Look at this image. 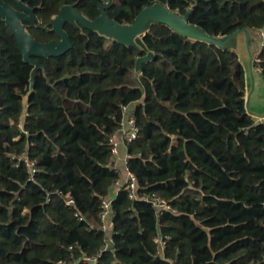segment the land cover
I'll return each instance as SVG.
<instances>
[{"label": "trees", "instance_id": "obj_1", "mask_svg": "<svg viewBox=\"0 0 264 264\" xmlns=\"http://www.w3.org/2000/svg\"><path fill=\"white\" fill-rule=\"evenodd\" d=\"M22 1L35 17L33 25L23 21L27 31L48 42L58 38L50 23L62 6L93 20L108 0ZM154 3L188 12L208 35L264 28V0H112L104 11L130 24ZM63 30L70 48L33 57L40 67L29 91L33 65L0 22V264L70 263L107 237L112 244L94 264H264V121L245 109L237 53L153 23L143 36L153 58L137 73L144 51L78 23L64 22ZM256 58L264 81V46ZM121 105L139 127L126 146L136 199L114 191L119 174L108 136ZM22 152L35 162L34 180L17 160ZM149 193L176 212L157 213L142 198ZM106 197L113 226L104 233L96 225ZM164 236L159 254L154 239Z\"/></svg>", "mask_w": 264, "mask_h": 264}, {"label": "water", "instance_id": "obj_2", "mask_svg": "<svg viewBox=\"0 0 264 264\" xmlns=\"http://www.w3.org/2000/svg\"><path fill=\"white\" fill-rule=\"evenodd\" d=\"M111 1L112 0H108L107 2H104L99 6L100 15L93 20H89L84 15L77 12L74 9L73 5L62 6L58 14L53 17L50 23L52 26L50 30L54 31L58 38L48 42H38L29 34L36 42V44L30 45L24 43L20 32V26L17 23L15 16L19 18V22L25 27L27 31L26 25L23 23V21L29 22L30 25L34 24L35 17L33 14V8L27 6L22 0H15V3L18 7V9H15L10 4L6 3L3 0H0V13L1 12L3 13V17L0 16V22H3L13 33L17 47L22 54L23 60L33 65V68L31 69L30 72L29 91L32 89L35 72L40 67V62L37 59H33V57L47 58L49 56H59L65 53L70 48L71 46L70 40L66 32L63 30L64 22H69L72 24L78 23L88 29L96 31L100 35L114 39L121 44L131 45L134 46L138 51L141 50L144 51L145 54L138 56L135 60V71L137 73L140 72V67L143 63H146L153 58V53L151 51H148L143 41L144 34L149 30L150 25L153 23H163L168 27H170L173 31L189 39L204 41L209 44H214L217 47L223 49H230L228 47L222 46L219 42V39H217L215 35H208L196 25L190 24L187 20L188 12L183 15L177 11L169 10L165 5H162L160 3H154L152 5L144 7L136 15L132 23L120 24L117 21L109 18L104 11V8L107 7ZM155 7H159L166 13H169L170 15L169 21H166L160 17L157 18L150 16L152 13H150L149 11ZM144 14L145 15L147 14L146 17H143L141 18L142 20H139L140 16ZM69 16L73 18L71 19ZM99 22L113 26L116 29L115 31L117 32V34L112 33L107 35L106 33L97 30L94 27V24ZM242 31L246 32L247 34L250 32V30L247 28H241L224 36L234 37ZM261 31H264V28H262ZM247 40H248L249 48H252L251 42L254 40L253 37L248 35ZM250 61L252 66V64H254V57L252 55L250 57ZM136 79L138 80L137 77ZM249 96H250V92H248V94L244 96L245 109L247 113L251 115L253 114V112L249 109ZM24 98L26 99L27 96H25ZM260 117H263L262 120L264 121V114L261 115Z\"/></svg>", "mask_w": 264, "mask_h": 264}, {"label": "built area", "instance_id": "obj_3", "mask_svg": "<svg viewBox=\"0 0 264 264\" xmlns=\"http://www.w3.org/2000/svg\"><path fill=\"white\" fill-rule=\"evenodd\" d=\"M261 38V47L264 46V37H263V31L259 33ZM254 61H258L256 56L254 57ZM259 69V68H258ZM121 117L117 122V125L114 129V131L108 136V143L110 144L111 153L113 156V163L111 165V168L116 172L120 173L119 171V164H118V152H119V146L124 145L125 147L127 144L131 143L132 141L136 140L139 134V127L136 124L133 110L127 106V105H121ZM263 117H259V121H262ZM15 158V156H13ZM129 158V154L126 150L124 155V163L126 166L127 160ZM18 161H21L25 164V166L28 168L29 171V179L34 180L33 174L36 171L35 162L28 158L27 154L25 152H22L18 157ZM114 185H117L119 188H123L124 190L128 191V197L130 199H136V184H135V176L134 174L128 170L127 167H125V176L124 180H121L120 177H118ZM118 188V189H119ZM59 195L64 199V202L67 206H74V199L72 195L68 192L63 193L62 191H58ZM142 198L149 203L152 204V206L156 209L157 213H162L163 211H170V212H176V210L161 196H159L156 193H149L144 194ZM112 197H106L102 198L100 200V212L98 215V223L97 228L98 230L106 233L109 231L112 226L113 222L110 219V203H111ZM74 216L78 218L79 220H83V216L79 214L77 211L74 212ZM167 237H157L154 239L156 243L157 253L162 254L165 246ZM112 244V238L107 237L105 239V245L103 248L99 249L96 253L92 255H87L83 253L81 256L73 258L72 255L69 257L72 258V261L70 263H64L59 261L58 264H77L80 261H85L90 264H94L97 259L100 257V255L109 249L110 245ZM69 249H73V246L70 245Z\"/></svg>", "mask_w": 264, "mask_h": 264}, {"label": "crops", "instance_id": "obj_4", "mask_svg": "<svg viewBox=\"0 0 264 264\" xmlns=\"http://www.w3.org/2000/svg\"><path fill=\"white\" fill-rule=\"evenodd\" d=\"M248 35L253 37L254 45L249 48L247 37ZM222 46L235 50L240 62L242 63L245 71V96L250 92L249 96V109L253 112L251 116L255 121H259V117L264 114V81L260 76V70L255 64H252L250 57H255L261 48V38L259 33L250 31L248 34L244 31L238 33L234 37H225L224 35H215ZM256 44V45H255ZM175 139H172L174 142ZM126 147L124 145L119 146L118 152V164H119V177L124 180L125 176V163L124 155ZM115 192L117 189L114 190ZM111 194V196L114 194Z\"/></svg>", "mask_w": 264, "mask_h": 264}, {"label": "bare ground", "instance_id": "obj_5", "mask_svg": "<svg viewBox=\"0 0 264 264\" xmlns=\"http://www.w3.org/2000/svg\"><path fill=\"white\" fill-rule=\"evenodd\" d=\"M149 12L152 13L150 15L152 17H157V18L160 17V18H163L166 21H169V19H170L169 13H166L165 11H163L159 7H155L153 9H151ZM146 15L145 14L141 15L139 20H142L141 18L146 17ZM0 16L3 17V13L2 12L0 13ZM69 17L71 19L73 18L71 16H69ZM15 19H16L17 23L20 26V32H21V36H22V39H23L24 43L25 44H30V45L36 44L35 40H33V38L29 35V33L26 31L25 27L19 22V18L17 16H15ZM94 27L97 30H100V31L106 33L107 35L108 34H112V33L117 34V32L115 31L116 29L113 26L108 25L106 23H102V22L95 23Z\"/></svg>", "mask_w": 264, "mask_h": 264}, {"label": "flooded vegetation", "instance_id": "obj_6", "mask_svg": "<svg viewBox=\"0 0 264 264\" xmlns=\"http://www.w3.org/2000/svg\"><path fill=\"white\" fill-rule=\"evenodd\" d=\"M14 2H15V0H14ZM7 3V2H6ZM8 4H10V3H8ZM16 4V3H15ZM11 5V4H10ZM13 8H15V9H18V7H17V5H15V6H13V5H11ZM26 28H27V25H26Z\"/></svg>", "mask_w": 264, "mask_h": 264}, {"label": "rangeland", "instance_id": "obj_7", "mask_svg": "<svg viewBox=\"0 0 264 264\" xmlns=\"http://www.w3.org/2000/svg\"><path fill=\"white\" fill-rule=\"evenodd\" d=\"M252 46L254 45V42L252 41L251 42ZM256 45V44H255ZM264 105V104H263ZM115 188L114 189H118L119 187L117 185L114 186Z\"/></svg>", "mask_w": 264, "mask_h": 264}]
</instances>
